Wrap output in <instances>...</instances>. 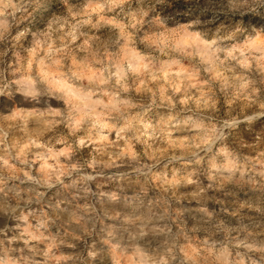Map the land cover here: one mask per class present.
Here are the masks:
<instances>
[{
    "label": "rangeland",
    "instance_id": "rangeland-1",
    "mask_svg": "<svg viewBox=\"0 0 264 264\" xmlns=\"http://www.w3.org/2000/svg\"><path fill=\"white\" fill-rule=\"evenodd\" d=\"M0 264H264V0H0Z\"/></svg>",
    "mask_w": 264,
    "mask_h": 264
}]
</instances>
